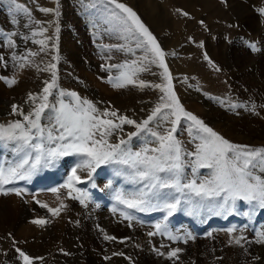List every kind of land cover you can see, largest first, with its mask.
Segmentation results:
<instances>
[{
	"label": "bare ground",
	"instance_id": "obj_1",
	"mask_svg": "<svg viewBox=\"0 0 264 264\" xmlns=\"http://www.w3.org/2000/svg\"><path fill=\"white\" fill-rule=\"evenodd\" d=\"M173 1L177 6L187 7L192 11L199 6L203 7L206 3L202 0ZM46 3L50 4L49 7L52 10L54 9V2L48 0ZM230 3L229 18L230 14L236 16L235 21L241 34L244 32L246 36L248 35L247 37L256 36L263 41L264 18L260 14L250 12V5L252 3L264 4V0H245V2L235 0ZM136 7L156 32L161 33L163 28L171 26L172 19L159 7L151 6L148 0H140ZM0 14L1 17L8 19L6 14ZM72 14L71 10H66L65 16L70 18ZM41 16L44 17L43 19H53L55 18L54 10L45 15L42 13ZM70 20L66 18L63 22L64 29L61 28L62 48L52 49L35 44L15 51L7 48L6 44H2L0 40V56L4 58L0 61V77H5L7 81H16L15 84L9 86L5 79H0V125L6 127L19 120L26 129L30 128L27 126L30 122L25 121L24 116L33 113L39 104L29 99V93L37 96L36 100L41 99L46 82L51 83L53 80V72L57 76L56 87L48 96L49 107L44 110L38 121L43 131L38 132L36 128L31 129L33 142L42 143L45 148L56 147L57 143H60L49 141L47 138L48 132L56 126L55 117L57 109L61 106L55 99L59 95L56 91L57 87L62 88L64 95L75 92L81 100L91 101L99 110L95 115H101L104 109L117 110L118 115H126L137 123L147 119L152 110L160 104L161 97L164 96L160 88L153 87L158 77L146 78L140 73H135L133 79H136V83L126 84L123 87L118 86L123 83L122 79L113 83L107 82V75H103V71L101 73L100 63L92 57L93 55L91 56L93 48L86 46L88 38H82L81 46L77 44L80 39L75 36H84L83 33L86 32V29H83L84 22L81 20L78 25L79 31L76 29L69 33L68 30L71 29L69 26L72 24ZM3 23L10 27L12 22L9 18ZM162 37L165 43L169 41L164 36ZM210 49L213 56H217L215 48L210 47ZM231 50L236 54L234 55L236 63L238 60L236 52L238 51ZM221 51H227L225 46H221ZM249 54L246 53L244 56L241 54L245 62L243 67L244 71H247L245 72L247 79L236 80L233 83L237 88L239 86L246 88L247 93L241 92L237 97L231 100L225 99L226 101L217 98L210 100L211 98H204L202 93L187 92L182 88L179 90V95L188 111L203 120L207 126L225 139L231 143L258 148L264 147V109L262 108L264 107V54L258 56ZM23 56L26 57L25 61H21ZM224 62L226 67H229L226 59ZM51 65H55V68H51ZM131 72H134V69H131ZM122 73L126 72L121 70L116 75L120 77ZM141 81L144 82V87L140 86ZM67 97L69 98L66 101L67 105L70 104L69 102H75L70 95ZM13 105L18 106V112H13ZM101 119H104V116ZM161 119L160 116L156 120L159 127L163 124ZM30 120H35V116L30 115ZM125 125V129L118 133L115 140L116 143H119L121 139L129 141L122 147L132 150L136 147V137L133 136L129 140V133L135 132L136 128L133 125ZM170 126L173 127L172 123L169 125V130ZM176 129L174 136L181 145L200 141V137L205 135L186 120H180ZM38 133H41L42 142L37 140ZM142 133L145 132L142 131ZM52 134L55 136L58 132L53 131ZM149 135H145L146 139L153 137ZM7 143L10 144L11 150L4 170L14 167L25 158L26 153L31 152L33 156L35 155L30 148L25 147L21 150L20 142L17 141L0 140V148ZM85 159L87 158L76 155L60 157L47 166L38 167L28 179L38 183L60 178L64 179V185L71 175V169ZM254 164V167L250 165L249 170L253 176L264 181V162L257 157ZM182 165L180 184L193 172L201 175V168L196 167L194 162L192 166H189L182 161ZM126 167L128 165L120 163L102 164L91 172L90 177L91 169L78 168L77 175L81 177V182L73 181L74 190L60 186L56 188L58 191L34 195L24 192H21V195H16V192L7 195L0 193V199L3 200L0 202V264H23V259L16 249L27 252L30 251V246L34 245L38 248L36 247L37 249L32 252L45 253L44 264H172L173 257L169 258L167 254L177 248L181 250L177 256H181L182 260L176 264H264V243L259 242L261 235L264 234V221L260 220V217L264 215V208L259 206L258 201L250 204L237 200L233 211L225 212L214 206L222 202L220 197L200 199L190 194L191 190L185 189L184 194L187 200H179L180 204L174 212L196 217L201 226L213 221L225 222L236 215L248 219V224L239 230H215L206 238L200 239L195 237L184 224L168 233H162L156 230L155 225H142L116 212L113 208H107L102 203H93L86 199L89 194L88 188L101 189L111 198L120 196L122 199H131L141 192H149L146 187L136 189L130 182H122L120 174ZM213 172L214 169L210 174L212 175ZM161 174L162 177L166 176L164 173ZM137 179L140 180L138 176ZM78 185L80 188H77ZM185 190L183 188V191ZM152 193L154 192H149L146 197L151 200V203L143 206L145 208L143 212L163 209L168 214L163 204L175 202L176 200H171L174 197L158 199L156 194L152 195ZM223 195L222 193L221 196ZM37 201L47 204L48 208L59 209V214L53 215L48 208L40 207ZM205 209L209 215L206 214ZM213 210H215L214 214H212ZM36 219H43L46 223L42 225L32 223ZM106 236L115 239H105ZM166 240L172 241V244L182 243V245L176 248ZM237 240L240 242L237 243ZM30 257L34 258L33 264H40L39 259H35L39 256Z\"/></svg>",
	"mask_w": 264,
	"mask_h": 264
},
{
	"label": "rangeland",
	"instance_id": "obj_2",
	"mask_svg": "<svg viewBox=\"0 0 264 264\" xmlns=\"http://www.w3.org/2000/svg\"><path fill=\"white\" fill-rule=\"evenodd\" d=\"M46 1L48 0H0V13L6 14L8 19L10 18L12 22L9 25L10 27L5 26L3 22L8 21V19L6 17H1L0 14L1 43H5L7 48H12L15 51H19L21 48L31 47L35 44H40L52 49L62 48L63 44L61 42L63 41V37H61V28L64 29L63 22L65 19H71L70 22L72 24L69 26V28H71L68 30L69 33L76 31L82 20L84 22L83 29H86V32L83 33L84 36H75L80 39L77 44L81 46L83 42L82 38H88L86 46L93 48L94 51L91 56L93 55L92 57L100 63V70L101 73L103 71V75L108 76L110 74L105 70L107 66L111 68V71L113 70L111 72V77L116 79L118 78V75H116L117 72L119 73L122 70L126 73H130L131 69H134L135 73H140L143 77H152V79L158 77L159 79L156 85L165 86L168 84L164 68L160 66L159 58L151 51V45H149L146 42V38L135 29H133L132 32L125 30L127 26L116 19L112 13L115 12L120 16H126V14L122 13L119 9H115V6L111 5L108 0H69L71 3L68 0H51L54 2L53 10L55 18L43 19L44 17L41 16L42 13L45 15L49 12H43L41 9H51V7H49L50 4H47ZM139 1L140 0H119L120 3H124L126 6L132 8L141 22L156 38V42L164 52V64L167 66L168 74L171 76V89L185 111L190 112L180 100L179 90L181 88L186 89L185 91L187 92L202 93L201 95L204 98H211L210 100L213 98L231 100L233 97H237L241 92L247 93L246 88L243 86L237 88L233 83H235L236 80L247 79L245 77V72L247 73V71H244L245 69L243 66L245 62L242 56H244V54L246 55V53L256 56L263 55L264 40L262 41L256 36L247 37L248 35L246 36L244 32L241 34V30L238 28V24H236L235 21L236 16L230 14L231 16L229 18L230 1L235 0H202L206 2L203 7L199 6L193 11L189 10L187 7L177 6L173 0H148L151 6L156 8L159 7L160 10L162 9L164 13L172 19L171 26L163 28L161 33L152 29L142 14L137 10L136 4ZM238 1L245 2V0ZM17 5L21 7L18 8ZM261 8H264V4L252 3L250 5V12L260 14L261 17L264 18V13L259 11ZM66 10H71L73 12L70 18L65 16ZM184 13H187V15ZM37 21H39V23H37ZM77 31H79V29H77ZM162 36L169 41L165 43ZM263 36L264 30L262 37ZM40 41L44 43L41 44ZM138 44L141 46L138 47ZM222 45L225 46L227 51H221ZM252 45H254V47H252ZM210 47L215 48L217 56H213ZM231 49H236L238 51L236 53H238V60L240 61L237 60L235 63L234 57L236 54H234ZM206 56L207 59L205 58ZM240 57H242L241 59L243 61L239 59ZM22 58H24V56ZM225 59L229 63V67H226L227 65H225L224 62ZM84 61L86 60L84 59ZM249 70H251V68H249ZM154 72L155 74H151ZM136 78L138 77L136 76ZM55 82L57 83V76H55ZM4 85L7 86L8 84L4 83ZM56 91L59 93L55 98L57 102L67 105L66 101L69 100L67 97L68 95L62 93L64 91L61 87H57ZM163 97H165V93ZM166 99L165 97V100H161L159 105L166 102ZM41 102V99L35 101V103L38 104ZM69 103L74 104L75 102ZM262 108L264 109V107ZM171 113L172 109H162V113L149 122L147 126L148 131L150 133L151 131H155L160 135H166L169 131V125L175 120V116L171 115ZM100 116L103 117L102 115ZM160 116L162 117L161 121L163 124L159 127L156 120H158ZM104 119H112L114 123H119V120L114 117L109 116L104 117ZM180 120L188 121L187 118L183 116H181ZM188 122L192 124L191 121ZM27 126L30 127V124H27ZM125 127L126 125L124 124L122 125V130L113 129L112 134L107 137L108 142L116 143V136H118V133L123 131ZM192 127L195 126L192 124ZM148 131H143L145 132L143 134H149ZM143 134L140 132L137 136L144 137ZM96 138L99 139L98 134ZM147 139L145 138V140ZM137 142L138 140H136V147L132 149L133 152L140 151L144 147L149 149L155 148L158 147L159 144L157 138L148 139L141 144L139 143V145H137ZM201 143L202 140L191 142V144H182L181 157L184 158L185 161L188 160L189 163L191 160L193 161V159H196L195 155H188V153H195L197 145ZM148 154L158 155V153L152 152ZM193 162H191V164L185 162V164L187 163L189 166H192ZM125 173V179L132 178L129 169L126 170ZM208 179H210L209 175L205 174L199 179L194 174L184 184H188L193 180H195L197 184H200ZM1 201L3 200L0 199V202ZM30 247V251H25L24 253L29 256H39V258H41L39 259V263L44 264L45 253H37V251L32 252V250H36L38 246L34 245ZM105 259H107V257Z\"/></svg>",
	"mask_w": 264,
	"mask_h": 264
},
{
	"label": "snow or ice",
	"instance_id": "obj_3",
	"mask_svg": "<svg viewBox=\"0 0 264 264\" xmlns=\"http://www.w3.org/2000/svg\"><path fill=\"white\" fill-rule=\"evenodd\" d=\"M108 2L114 5L115 9H119L126 14V16H120L115 12L112 13L116 19L127 26L125 30L132 32L135 29L139 32L146 38V42L151 45V51L159 58L160 66L164 68L168 84L165 86L157 84L153 85V87L160 88L165 93L166 102L162 105H157L147 119L140 123L126 115H118L117 110L109 111L104 109L101 115L118 119L119 123L117 124L112 119H101L100 115H95L99 110L91 101L87 99L81 100L75 92L68 93L67 95L74 99L75 104H61L55 117L56 126L58 127L54 126L53 130L48 132L47 137L49 141L60 143H57L56 147L45 148L44 144L33 142L34 137L31 134V129L36 128L38 132L43 131L40 129L38 121L44 110L49 107L48 96L51 94V90L56 87L55 73L53 72L52 82H46V86L43 88L42 102L30 114L35 116V120H30V115L24 116V120L30 122V128L26 129L25 125L19 120L8 124L6 127L0 125V140L20 142L19 147L21 150L26 147L35 153L34 156L31 152L26 153L25 158L14 167H9L6 170L0 169V185L8 184L15 179H28L38 167L47 166L60 157L76 155L87 159L71 169V175L62 187L74 190L73 181L81 182V177L77 175L78 168L87 167L91 169L89 172L90 177L91 172H94L102 164L120 163L136 169L135 175L140 180L149 181L145 185L149 192L152 189L159 188H175L177 191L187 188L202 198L220 197L222 202L214 206L225 212H232L237 200L246 201L250 204L258 201L259 206L264 208V181H261L259 177L253 176L249 170L250 165L255 166L254 161H256L257 157L260 158L261 162H264V147L252 148L249 145L231 143L207 126L203 120L191 112L185 111L171 89V76L168 74L167 66L164 64V52L156 42V38L141 22L132 8L120 3L119 0H108ZM17 7L21 6L17 5ZM41 11L47 13L53 10L44 8ZM259 11L264 13V8L259 9ZM184 14L187 15V13ZM40 43L43 44L44 42L40 41ZM137 46L140 47L141 45L138 44ZM33 55L35 54L33 53ZM205 58L207 59V56ZM3 59V56H0V61H3ZM50 67L54 69L55 65ZM134 76L135 72L122 73L117 79H122L123 83L118 86L123 87L126 84H135ZM0 79L6 80L5 77H0ZM6 82L9 86L16 83L15 80H6ZM140 86H145L143 81L140 82ZM165 97H161V100H165ZM29 99L35 102L37 96L29 93ZM12 107L13 112L19 111L17 105ZM162 109H172L171 115L175 116V120L172 121L173 127L166 135L151 131V136L156 137L159 141L158 147L151 149L144 147L140 151L133 152L131 148L122 147V145H127L129 141L121 139L119 143L108 142L107 137L112 134V130L121 129L124 124L133 125L136 128L135 132L129 133V140L142 131H148L149 122L160 115ZM181 116L186 117L199 132L205 134L200 137L202 143L197 145L196 152L188 153V155H195L194 163L196 167L214 169L212 178L200 184H197L195 180L188 184H180V173L183 166L181 160L182 148L174 133H176V125L179 124ZM53 131H57L59 134L54 136L52 134ZM97 134L99 139L96 138ZM149 152L158 153V155H149ZM160 173H164L166 176L162 177L159 175ZM9 191H15L16 195H21L18 190L9 189ZM52 191H58V189H53ZM149 192H141L138 196L131 199H122L120 196L117 199L121 200L130 209L138 208L143 211L145 210L143 206L151 203L150 199H146ZM222 193L224 194L223 196H221ZM4 194L7 195L8 192ZM152 195H155V193H152ZM37 203L40 202L37 201ZM179 204L180 201L177 199L173 203L163 204V208L168 211V215H171ZM40 207L48 208V205L40 203ZM48 211L53 215L59 214V209L57 208H48ZM32 223L42 225L46 221L36 219ZM157 227L159 228V225ZM149 235H152V233H149ZM105 239L115 238L106 236ZM236 242L239 243L240 241L237 240ZM259 242L264 243V234L261 235ZM16 251L23 259V264H33V257H30L20 249H16ZM180 251L177 248L170 251L167 255L169 258L177 257ZM35 259L41 258L37 257Z\"/></svg>",
	"mask_w": 264,
	"mask_h": 264
}]
</instances>
